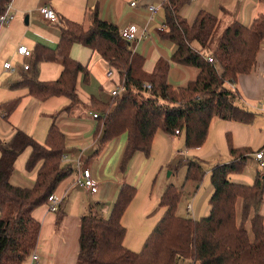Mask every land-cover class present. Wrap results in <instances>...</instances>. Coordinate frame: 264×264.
Here are the masks:
<instances>
[{"label":"trees","instance_id":"trees-1","mask_svg":"<svg viewBox=\"0 0 264 264\" xmlns=\"http://www.w3.org/2000/svg\"><path fill=\"white\" fill-rule=\"evenodd\" d=\"M11 1L0 0V16ZM190 1H163L167 29L163 39L175 45L172 60L199 71L185 86L170 83L171 60L160 58L153 70L147 71L146 58L122 39L114 23L96 13L89 28L66 20L58 44L59 54L46 52L36 58L60 61L59 78L42 81L35 70L32 76L24 75L11 85L25 86L31 95L41 99L68 96L71 101L67 110L78 105L76 83L79 73L87 67L71 56V49L73 44L83 43L109 61L125 88L103 102L98 112L103 121L99 147L119 135L128 136L122 169L136 152L151 153L158 129L172 135L178 128L180 134L185 132L189 148H199L206 141L216 115L245 124L257 116L240 103V90L231 84L240 75L255 70L264 44V12L250 24L235 19L221 30L220 17L210 11L200 10L192 22L183 16L181 10ZM259 1L264 4V0ZM210 56L216 58L215 63L209 61ZM19 101L14 99L1 105L5 119ZM227 137L232 160L218 163L210 170L214 190L209 199V214L198 219L178 215L181 191L170 184L160 200L165 211L159 222L141 250H130L125 245L127 228L122 217L138 189L135 184L124 183L109 216H105L101 203H94L82 217L77 264H177L180 258L193 264H264V216L260 213L264 176L259 174L254 183L248 184L232 181V174L242 171L256 152L248 145L235 146L231 134ZM63 143L64 134L56 122L48 130L46 143L38 142L24 130H17L9 140L0 138V264H21L37 246L41 224L33 211L48 202L72 170L71 165L60 164ZM27 148L32 150L25 163L27 169L32 171L39 166L33 186L18 185L11 180L15 163ZM203 174V160L188 159L187 179L201 181ZM239 198L243 199L240 222ZM58 209L59 212L60 206Z\"/></svg>","mask_w":264,"mask_h":264},{"label":"crops","instance_id":"crops-1","mask_svg":"<svg viewBox=\"0 0 264 264\" xmlns=\"http://www.w3.org/2000/svg\"><path fill=\"white\" fill-rule=\"evenodd\" d=\"M163 1L12 0L10 13L13 15V19L0 26V73L6 72L7 76L6 82L2 80L0 82V90L22 89L25 86L12 87L11 84L22 80L24 75L32 76L35 70L42 81L59 78L62 72L60 61H49L42 58L37 61L36 58L46 52L59 54L60 45L58 44L66 20L81 23L85 28H89L92 25L94 13L109 23H114L120 30L135 25L138 28L139 38L129 43H131L134 52L142 54L146 58L145 69L149 72L152 71L160 58L171 60L170 83L174 86H185L188 81L197 77L199 71L193 66L180 65L172 60L171 55L175 45L164 40L163 32L160 31L162 26L165 27L166 19ZM132 2L136 4L132 5ZM42 5L52 6L60 16V22L49 23L41 16L39 7ZM150 6L156 7L154 13L149 11L148 7ZM200 10L217 14L221 22L224 19L226 24L235 19L243 24H250L260 13L264 12V4L259 0H191L181 12L192 22ZM21 45L28 46L32 55L28 57L19 54L18 50ZM71 56L87 67L85 72L79 73L76 83L78 105L67 110L71 100L66 96L67 100L61 101V106L55 108L53 103L47 104V102L51 101L53 97L59 96L41 99L31 95L26 87L21 90L24 91L21 96L8 99V101L14 99L20 101L18 107L5 120L11 123L10 117L12 116V121L15 124L11 123V125L17 130H24L32 135L38 142L46 143L48 130L53 123H57L60 131L64 134L63 155L67 156V159L62 156L60 164L64 167H69V165L72 167L70 173L63 178L53 193L60 200L61 210L52 212L46 202L40 204L33 211V215L41 224L39 241L21 264H77L81 239V219L89 211V206L101 203L105 216H109L122 184L130 182L141 189L150 171L147 168L150 163L147 157L149 155L141 151L136 152L129 160L128 166L122 169L121 160L126 150L127 134L105 141L99 147L103 121L99 117L94 118L93 115L100 111L99 108L104 104L103 102L111 99L112 90L121 78L119 73L115 69L114 77L109 78L107 75L111 67L109 61L98 50H92L83 43L73 44ZM7 61L12 63L13 69L5 68L4 64ZM25 64H30L31 68L25 70ZM231 86H236L240 90L242 97L240 103L257 114L255 120L264 114V44L260 48L255 70L240 75L237 82ZM8 101L1 102L0 107ZM18 109L24 110L26 117L15 118L14 113ZM53 111L58 113H53ZM28 113H30L29 118L27 117ZM55 115L58 116L55 117ZM261 118L264 119V117ZM40 119L43 122H40ZM168 135L173 142L176 136ZM153 143H155V139ZM246 143L243 141L238 144L241 146L247 145ZM164 145L165 142L159 143L158 148ZM29 150L30 153L23 164L24 171L20 172L17 180L12 174L11 180L18 185L33 186L37 180L39 166L29 171L25 165L32 152L30 148ZM79 163H82L83 167L88 166L93 178L98 182L96 193H90L75 184ZM135 198L124 213L122 221L125 222L127 235L131 226L137 222L139 228L133 234L131 232L130 235H125V245L130 250L139 251L141 250L139 249L140 244L144 245L148 234L152 231L154 222L151 215H148L150 212L149 203L146 205L147 207L145 203L141 205L143 206L142 211H144L141 215L135 211L138 200ZM131 218L133 223L130 221ZM158 219L157 222H159ZM33 253L38 255V260L33 258ZM177 264H191V261L180 258Z\"/></svg>","mask_w":264,"mask_h":264},{"label":"rangeland","instance_id":"rangeland-1","mask_svg":"<svg viewBox=\"0 0 264 264\" xmlns=\"http://www.w3.org/2000/svg\"><path fill=\"white\" fill-rule=\"evenodd\" d=\"M226 26L227 24L223 19L221 22V30L222 27ZM1 80L6 82V72L0 73V82ZM22 89L26 88L23 87ZM22 89L14 88L8 91L0 90V103L8 101V99L21 96L24 93V91H21ZM65 99L67 100L66 96L53 97L51 101L47 102V104L53 103V106L58 108L61 106V101H64ZM100 109L102 108H99V110ZM53 113L58 112L53 111ZM14 116L17 119L26 117L24 116V110L20 109L14 113ZM29 116L30 113H28L27 117L29 118ZM57 116L58 115H55V117ZM261 117H264V114L258 116L253 122L245 124L235 120L227 121L216 115V117L213 118L211 122L209 128L210 131L206 141L199 148L189 149L185 143V132L180 135H175L176 138L172 142L168 133L162 129H158L157 136L154 138L155 143H152L153 147L151 153L148 154L149 156H147L150 161L147 166L148 170H150L148 173V178L141 189L139 186H137L139 193H137L135 198L138 199L136 201L137 207L135 211L141 215V213L144 212L142 211L143 206L141 205H144L145 203L146 206L149 203L150 212L148 215H151L155 227L157 224L156 220L158 218V220H160V217L165 211L164 206H161L160 204L161 197L165 192L164 190L166 187H168L170 184H173L181 191V196L177 204L178 215L186 218H189L190 216L198 219L209 214L211 208L209 199L214 190L211 182L210 170L218 163L230 162L232 160L230 155V144H228L227 135L231 134L232 143L235 146H240L238 143L245 141L247 142L246 144L251 146L255 152L258 150L264 151V119ZM10 121L12 124L14 123L12 121V116L10 117ZM40 122H43V120ZM11 123L5 120L0 110V137L2 136V139L5 138L4 140L12 137V135L17 131V129L13 126L15 123L13 125H11ZM163 142H165V145L158 148L159 143L162 144ZM178 151H183L186 156H180L182 159L179 158L177 154ZM29 153L30 150L28 148L17 159L16 170L13 172V176L16 180L20 176V172L24 171L23 164ZM188 159L203 160L204 176L201 181H195L189 178L187 179L186 174ZM259 174L262 177L264 176V165H261L260 161L255 158L254 154H252V156L248 158L247 164L244 166L243 170L233 173L231 179L232 181L235 180L245 184L254 183ZM188 203L192 205V210H188ZM237 203V218L240 222L242 220L241 212L243 207V199L239 198ZM260 213H262L264 216V200L262 206L260 207ZM130 221H132V218ZM124 223L125 222H123V224ZM137 228L139 227H137V222H135L128 231V235H130L131 232L133 234ZM140 245L141 246L139 249L142 248L143 244ZM191 264H193L192 261Z\"/></svg>","mask_w":264,"mask_h":264},{"label":"built area","instance_id":"built-area-1","mask_svg":"<svg viewBox=\"0 0 264 264\" xmlns=\"http://www.w3.org/2000/svg\"><path fill=\"white\" fill-rule=\"evenodd\" d=\"M135 2H132V5H135ZM10 8H11V4H9L7 10L5 11V13L3 15H1L0 17V21L1 24H6L7 22H9L11 19H13V15L10 13ZM149 11L151 13H154V11L156 10L155 6H150L148 7ZM39 11L41 16H43L49 23H59L60 22V16L57 15L55 9L52 6H48V5H42L39 7ZM162 32L166 31V27L162 26L161 30ZM120 34L122 39L128 42H133L136 41L139 37H138V28L135 25H131V26H127L123 29L120 30ZM19 54H22L23 56H31L32 55V51L31 49H29L28 46L25 45H21V47L18 50ZM209 61L215 63L216 58H214V56H210L209 57ZM6 69H13L12 63L7 61V63L4 64ZM31 68L30 64H25L24 65V69L25 70H29ZM108 77H114L115 75V69L113 68V66L111 65V67L109 68L108 72ZM150 86V85H148ZM123 91H125V88L123 86V83L121 81H119L116 86L114 87V89L112 90V96H117L119 94H121ZM94 118L99 117L98 112L94 113ZM174 136L177 134H180L179 129H175L174 130ZM264 151H260V152H256L255 154V158L262 160L263 156H264ZM178 156H186V154L183 151H178ZM64 159H67V156L64 154L63 155ZM83 164L79 163V169L76 175V181L75 184L77 186L82 187L84 190L90 192V193H96L98 190V182L96 181L95 178H93L92 176V172L90 170V168L88 166H82ZM261 165H264V160L261 161ZM49 209L52 212L58 211L59 209V205H60V200L58 199V197L55 195H51L48 198V202H47ZM188 210H192V205H190V203H188ZM33 258L35 260H38V255L33 253Z\"/></svg>","mask_w":264,"mask_h":264},{"label":"water","instance_id":"water-1","mask_svg":"<svg viewBox=\"0 0 264 264\" xmlns=\"http://www.w3.org/2000/svg\"><path fill=\"white\" fill-rule=\"evenodd\" d=\"M26 22H28V20H26Z\"/></svg>","mask_w":264,"mask_h":264}]
</instances>
